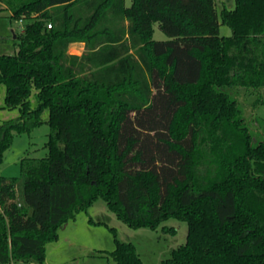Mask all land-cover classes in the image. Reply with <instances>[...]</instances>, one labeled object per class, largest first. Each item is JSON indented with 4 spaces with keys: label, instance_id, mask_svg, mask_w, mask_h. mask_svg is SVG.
<instances>
[{
    "label": "trees",
    "instance_id": "16d2710c",
    "mask_svg": "<svg viewBox=\"0 0 264 264\" xmlns=\"http://www.w3.org/2000/svg\"><path fill=\"white\" fill-rule=\"evenodd\" d=\"M0 1L26 21L17 53L0 54L6 106L20 110L0 122V162L46 111L50 127L46 157L0 176V264H43L59 227L99 198L132 228L188 223L162 264H264V120L253 129L238 97L264 102V0L220 13L216 0ZM109 255L144 264L117 238Z\"/></svg>",
    "mask_w": 264,
    "mask_h": 264
},
{
    "label": "rangeland",
    "instance_id": "374dc122",
    "mask_svg": "<svg viewBox=\"0 0 264 264\" xmlns=\"http://www.w3.org/2000/svg\"><path fill=\"white\" fill-rule=\"evenodd\" d=\"M126 6L132 5V0H125ZM219 13L224 7L233 9L235 0H216ZM26 21L11 18V11L0 1V34L9 36L7 45L0 46V54H15L19 46V36L22 35ZM220 34L229 36L231 28L220 25ZM155 40H166L167 35L160 29L159 23L154 24ZM80 51L78 47L72 48ZM264 96V89L261 91ZM239 101L256 127L254 118L264 120V102L255 109L258 94L252 90L240 89ZM6 86L0 84V122L20 115L18 108L6 106ZM34 105L36 100L32 97ZM44 123L30 131L16 134L11 146L5 151L0 162V176L7 178L20 177L21 162L24 158L40 159L48 154L47 142L50 127L47 122L48 112L43 114ZM21 195L18 187V196ZM188 223L177 218H169L156 228H132L118 218L103 198L97 199L87 210L75 213V216L63 223L58 229V238L46 243V255L43 264H115L109 252L115 249V238L122 242H131L136 248L144 264H162L171 256L174 249L187 241ZM16 264H40L35 261Z\"/></svg>",
    "mask_w": 264,
    "mask_h": 264
},
{
    "label": "crops",
    "instance_id": "0c3cea01",
    "mask_svg": "<svg viewBox=\"0 0 264 264\" xmlns=\"http://www.w3.org/2000/svg\"><path fill=\"white\" fill-rule=\"evenodd\" d=\"M76 47H78L80 49V51L74 52L72 50V48H76ZM84 51H85V43H83V42H75V43H72L69 46V49H68V52L70 54H75V55H82Z\"/></svg>",
    "mask_w": 264,
    "mask_h": 264
},
{
    "label": "built area",
    "instance_id": "2783aa9c",
    "mask_svg": "<svg viewBox=\"0 0 264 264\" xmlns=\"http://www.w3.org/2000/svg\"><path fill=\"white\" fill-rule=\"evenodd\" d=\"M47 27L51 28L52 27V23L47 24Z\"/></svg>",
    "mask_w": 264,
    "mask_h": 264
}]
</instances>
